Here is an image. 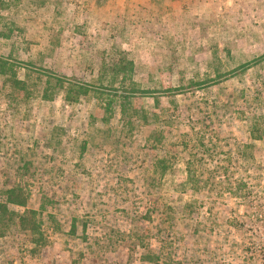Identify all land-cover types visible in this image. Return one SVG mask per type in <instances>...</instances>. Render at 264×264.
<instances>
[{
	"label": "rangeland",
	"instance_id": "374dc122",
	"mask_svg": "<svg viewBox=\"0 0 264 264\" xmlns=\"http://www.w3.org/2000/svg\"><path fill=\"white\" fill-rule=\"evenodd\" d=\"M16 184L0 264H264V0H0Z\"/></svg>",
	"mask_w": 264,
	"mask_h": 264
},
{
	"label": "trees",
	"instance_id": "16d2710c",
	"mask_svg": "<svg viewBox=\"0 0 264 264\" xmlns=\"http://www.w3.org/2000/svg\"><path fill=\"white\" fill-rule=\"evenodd\" d=\"M14 78L12 79V84L22 83L18 78ZM61 81L62 86H65V81ZM69 84L77 89L76 96L74 98L88 93L89 86L85 83L71 80ZM66 99L70 100V97L67 95ZM188 171L189 175L192 176V167L190 165ZM29 195L30 193L26 190V188L20 184H16L6 191L5 198L0 200V236L4 234L7 226L13 221H16L18 226L24 230L35 234L40 233L41 226L38 222L37 210L28 206ZM10 204L21 205L24 207V210L22 212H16L10 208Z\"/></svg>",
	"mask_w": 264,
	"mask_h": 264
}]
</instances>
